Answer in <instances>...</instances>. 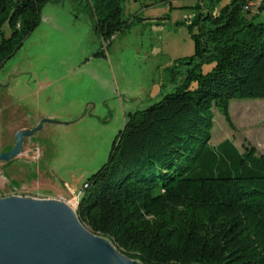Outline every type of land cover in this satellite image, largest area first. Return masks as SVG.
<instances>
[{
    "label": "trees",
    "instance_id": "1",
    "mask_svg": "<svg viewBox=\"0 0 264 264\" xmlns=\"http://www.w3.org/2000/svg\"><path fill=\"white\" fill-rule=\"evenodd\" d=\"M61 1L0 0V69L39 28L43 9ZM85 1L101 47L129 29L126 0ZM249 1L198 16L189 26L199 28L195 53L178 61L186 68L174 91L128 114L85 183L80 222L141 264H264V156L231 140L211 145L214 110L235 129L230 103L264 100V22L245 11ZM205 63L213 69L202 74Z\"/></svg>",
    "mask_w": 264,
    "mask_h": 264
},
{
    "label": "rangeland",
    "instance_id": "2",
    "mask_svg": "<svg viewBox=\"0 0 264 264\" xmlns=\"http://www.w3.org/2000/svg\"><path fill=\"white\" fill-rule=\"evenodd\" d=\"M229 2L126 0L130 27L103 47L85 0L47 5L40 27L0 69V153L22 143L19 155L0 161V199L58 201L76 213L87 179L107 162L128 114L174 91L173 79L186 68L178 61L195 53L199 28L189 26ZM51 8L62 10L58 22ZM255 11V22H264L263 11ZM3 30L10 36L8 26ZM100 49L107 58L93 57ZM212 69L205 63L200 72ZM44 77L47 87L39 90ZM230 114L235 129L214 110L211 145L231 140L241 152L254 147L264 156V100H233ZM66 245L90 264H104L80 245Z\"/></svg>",
    "mask_w": 264,
    "mask_h": 264
},
{
    "label": "water",
    "instance_id": "3",
    "mask_svg": "<svg viewBox=\"0 0 264 264\" xmlns=\"http://www.w3.org/2000/svg\"><path fill=\"white\" fill-rule=\"evenodd\" d=\"M21 146L20 140L11 151L0 153V161L19 155ZM76 217L81 226L76 225L60 202L0 199V264H90L66 244L74 242L94 257L91 243L97 244L103 238L86 228L77 214ZM117 252L125 264L138 262L118 249Z\"/></svg>",
    "mask_w": 264,
    "mask_h": 264
},
{
    "label": "bare ground",
    "instance_id": "4",
    "mask_svg": "<svg viewBox=\"0 0 264 264\" xmlns=\"http://www.w3.org/2000/svg\"><path fill=\"white\" fill-rule=\"evenodd\" d=\"M41 202V201H38ZM50 202V203H57L58 201H45L43 203ZM62 203V202H60ZM63 207L66 211L70 214L71 218L74 220L77 226H81L79 221L77 220L76 214L70 207H68L65 203H63ZM82 228V227H81ZM93 251L95 252V256L97 260L101 261L104 264H125L124 262L118 259L119 253L117 249L111 244L109 241L102 239L99 243L94 244L91 243ZM101 252V253H100ZM96 253H99L98 255ZM132 264H139L138 262H132Z\"/></svg>",
    "mask_w": 264,
    "mask_h": 264
},
{
    "label": "crops",
    "instance_id": "5",
    "mask_svg": "<svg viewBox=\"0 0 264 264\" xmlns=\"http://www.w3.org/2000/svg\"><path fill=\"white\" fill-rule=\"evenodd\" d=\"M254 10V9H253ZM252 10V11H253ZM49 11H52V12H54L53 14H54V18H55V21L56 22H58L57 21V19H58V16L61 14V12H62V10H53V8H51V10H49ZM43 12V11H42ZM255 14L254 15H257L258 14V11L256 10L255 12H254ZM264 13V10H263V12H262V14ZM258 16V15H257ZM89 18H90V16H89ZM91 20V19H90ZM40 27V26H39ZM92 34H93V31H92ZM93 36H94V34H93ZM104 59V58H103ZM87 61H89V60H87ZM81 66V65H80ZM79 67V66H78ZM79 71H81V68L80 69H78ZM72 72H69V74H65V75H61V76H58V78H56V79H53V81H55V82H57V81H61L63 78H66L68 75H70ZM18 74V73H17ZM17 74H15V75H12L14 78L15 77H18L19 75H17ZM38 82H39V84H40V86H39V90H41V89H46V87H47V84H45L46 83V79H45V77H44V79H38ZM27 83H30V81H27Z\"/></svg>",
    "mask_w": 264,
    "mask_h": 264
},
{
    "label": "built area",
    "instance_id": "6",
    "mask_svg": "<svg viewBox=\"0 0 264 264\" xmlns=\"http://www.w3.org/2000/svg\"><path fill=\"white\" fill-rule=\"evenodd\" d=\"M261 6H264V0H251L244 6V9L245 11H251L254 8L259 10Z\"/></svg>",
    "mask_w": 264,
    "mask_h": 264
}]
</instances>
